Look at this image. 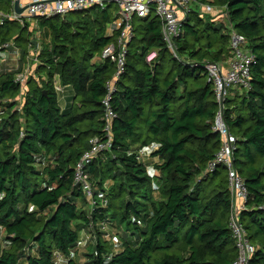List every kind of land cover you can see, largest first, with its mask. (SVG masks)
Masks as SVG:
<instances>
[{"label": "trees", "instance_id": "16d2710c", "mask_svg": "<svg viewBox=\"0 0 264 264\" xmlns=\"http://www.w3.org/2000/svg\"><path fill=\"white\" fill-rule=\"evenodd\" d=\"M206 4L221 11H206ZM10 9L0 0V10ZM116 10L109 3L39 19L49 41L25 91L15 73L37 40L27 22L0 25V45L13 41L23 56L20 68L0 72V264L234 261L227 169L207 173L222 138L213 128L220 105L204 68L228 61L232 31L245 37L256 63L248 89H228L223 117L248 188L240 217L256 247L250 264H264V0H197L174 40L177 57L154 11L134 19L111 101L112 147L86 168L97 199L91 206L74 184V169L90 140L104 133L102 99L115 66L99 57L116 41L117 33H108ZM152 50L158 55L149 63ZM55 78L73 92L64 107ZM150 145L157 149L141 161L140 150Z\"/></svg>", "mask_w": 264, "mask_h": 264}, {"label": "built area", "instance_id": "2783aa9c", "mask_svg": "<svg viewBox=\"0 0 264 264\" xmlns=\"http://www.w3.org/2000/svg\"><path fill=\"white\" fill-rule=\"evenodd\" d=\"M9 1L11 3V11L0 10V25L7 19H14L22 25L27 22L29 28L33 30L39 28V19L53 16L65 17L68 13H81L91 7L104 8L109 3H113L117 7L115 18L108 26L110 35L117 33L116 41L106 45L99 57L100 59L111 61L115 66L112 78L106 82V94L102 99L104 133L102 136H95L90 140V147L81 155L74 169V184L83 190L90 200V205L93 206L97 199L94 196L86 168L100 154L110 151L112 147V122L117 114L112 108L111 101L118 89L117 83L125 73L127 46L134 35V19L147 17L151 11H154L162 22L163 39L172 54L177 57L174 40L180 35L182 21L191 12L197 0H19V6L24 8L21 13H17L15 10L16 0ZM205 10L220 12L221 8L215 10L214 7L206 4ZM231 48L232 55L227 62H208L204 64V68L213 82L220 105L213 128L220 133L222 138L220 149L207 165V173L209 174L221 166L227 169L228 188L232 199L228 226L237 249V256L231 264H250L256 247L251 242L240 217L248 199V188L244 178L234 166L233 155L237 138L230 132L224 120V104L221 105V101H224L229 88L248 89L250 87L252 67L256 63V59L246 46L245 37L236 31H232L231 34ZM40 49L41 46L37 41L34 46H30L29 53L23 59L22 52L19 51L13 41L0 45V62L9 60L12 52L16 55L17 64L19 62L17 69L20 68V60H24L21 71L15 73V81L22 85L23 91H25L28 77L35 75V68L38 62L37 54ZM157 55V50L150 51L146 56L147 62L151 63ZM53 84L58 95H62L64 86L60 84L58 78L54 79ZM156 149V145L147 146L140 150L138 158L141 161H147L152 151ZM97 198L104 199V193L99 192Z\"/></svg>", "mask_w": 264, "mask_h": 264}, {"label": "rangeland", "instance_id": "374dc122", "mask_svg": "<svg viewBox=\"0 0 264 264\" xmlns=\"http://www.w3.org/2000/svg\"><path fill=\"white\" fill-rule=\"evenodd\" d=\"M195 5L196 4H194L193 6H195ZM9 11H11V10H9ZM38 26H39L38 29H34V30L33 29H30V30H32L33 36L35 37V39L37 41H39L40 46H42V45H44V42L45 41H49V40L46 39V37L44 36V32H43L44 28H41L40 27L39 22H38ZM21 61L22 60H20V62ZM17 65L18 64H17V62L15 60L14 61L7 60V61H4V62H0V72L6 71L8 69L10 71L16 70L17 69ZM235 90H237V89L232 90V92H234ZM109 184H112V180H107L106 185L108 186ZM115 240L117 241L116 237H115Z\"/></svg>", "mask_w": 264, "mask_h": 264}, {"label": "crops", "instance_id": "0c3cea01", "mask_svg": "<svg viewBox=\"0 0 264 264\" xmlns=\"http://www.w3.org/2000/svg\"><path fill=\"white\" fill-rule=\"evenodd\" d=\"M24 3H26V2H24ZM15 57H16V55L12 52L9 61L10 60L11 61H14V60L16 61ZM18 66H19V62H18ZM59 97H60V100H61V104L64 107L66 104H68L69 102L72 101V99H73V92L71 90H64V93L62 95H60ZM153 160L154 161H157L158 160V157H154ZM151 173H152V175H154L155 174V170L154 171L152 170Z\"/></svg>", "mask_w": 264, "mask_h": 264}, {"label": "water", "instance_id": "95a60500", "mask_svg": "<svg viewBox=\"0 0 264 264\" xmlns=\"http://www.w3.org/2000/svg\"><path fill=\"white\" fill-rule=\"evenodd\" d=\"M15 10L17 13L23 12L24 8L19 6V0H16L15 2ZM224 104V101H221V105Z\"/></svg>", "mask_w": 264, "mask_h": 264}]
</instances>
